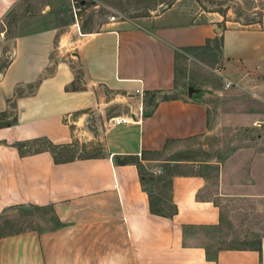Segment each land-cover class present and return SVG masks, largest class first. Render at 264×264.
Instances as JSON below:
<instances>
[{
  "label": "crops",
  "instance_id": "1",
  "mask_svg": "<svg viewBox=\"0 0 264 264\" xmlns=\"http://www.w3.org/2000/svg\"><path fill=\"white\" fill-rule=\"evenodd\" d=\"M23 1L0 0V22ZM71 7L72 0H49L40 13L18 18L10 38L0 30V41H11L0 112L17 119L0 129V217L22 207L51 213L48 229L0 235V264H264V234L260 251L222 250L214 260L200 245L183 246L186 229L220 225L218 198L264 209V134L237 142L220 162L191 163L197 171L217 166L214 180L173 175L172 218L150 213L138 173L140 164H184L155 157L172 141L209 133L206 104L165 95L178 90V59L216 40L222 84L255 95L242 122L264 121V78L248 72H264V31L192 23L172 9L82 30L66 17ZM123 101L137 102L140 113L134 122L115 118L121 123L102 156L55 163L46 150L24 151L37 139L70 144L64 118Z\"/></svg>",
  "mask_w": 264,
  "mask_h": 264
},
{
  "label": "rangeland",
  "instance_id": "2",
  "mask_svg": "<svg viewBox=\"0 0 264 264\" xmlns=\"http://www.w3.org/2000/svg\"><path fill=\"white\" fill-rule=\"evenodd\" d=\"M49 0H24L0 22V30L10 38L14 24L20 17L40 13ZM175 10L185 21L203 23L215 20L223 29H250L264 31V0H72V7L66 12L75 22L78 19L82 30L100 29L110 17L116 19H144L167 10ZM172 15V14H169ZM175 15V14H173ZM65 18H61L63 22ZM175 20H178L175 18ZM1 37V36H0ZM11 41H0V73L10 59ZM220 42L218 40L191 57L181 56L177 61L178 90L165 97L197 100L209 107L210 131L186 140L172 141L165 152L156 156L161 161H180L184 164H140L143 187L153 200L168 202V179L175 174H207L214 180L217 166H204L202 171L194 169L192 162H220L237 142L249 141L264 134V121L243 123L242 117L255 107V95L238 88L225 90L220 78L213 73L219 63ZM253 79L264 78V72L254 74ZM250 79L251 75L248 74ZM246 96H249L246 98ZM264 110V103H260ZM137 102H121L111 106L87 111L83 115L64 118L62 123L70 130V145L59 159L70 157H100L104 153L107 138L116 131L115 118L125 117L134 122ZM14 112L10 113L13 116ZM11 119V117H10ZM68 119L69 121H65ZM258 129V130H257ZM49 142H34L24 151L27 153L50 149ZM128 159H124L126 161ZM210 191V190H209ZM222 209V221L215 229L188 228L184 242L205 245L209 251L218 246L235 244L240 248L255 247L264 234V209L258 206L238 205L235 200L217 199ZM51 213L48 209L31 207L13 208L0 217V235L26 229L45 230L51 227Z\"/></svg>",
  "mask_w": 264,
  "mask_h": 264
},
{
  "label": "trees",
  "instance_id": "3",
  "mask_svg": "<svg viewBox=\"0 0 264 264\" xmlns=\"http://www.w3.org/2000/svg\"><path fill=\"white\" fill-rule=\"evenodd\" d=\"M11 117V119H10ZM17 119L15 116H10V114L6 111L0 112V129L1 128H7L10 127L12 125H14L16 123ZM47 141L49 142L47 139H37L35 140V142H41V141ZM51 148L50 149H45L46 151H48L52 157L55 163H67V162H71L74 161L76 159H88V158H94V157H82V158H76V157H70V158H66V159H59L56 155V151L57 150H64L63 152H59L58 154L60 156H62L65 153H67V149H70L72 147V145L70 144H65V145H55L52 144L51 142H49ZM138 173L140 176V180L143 186V179H142V175L140 173V168L138 167ZM172 177V176H171ZM171 177L168 179L167 181V188H168V202H161L160 200H153L152 195L150 192H146L148 193V198H149V211L151 214L153 215H157V216H161V217H166V218H172L175 214H176V206L174 205V203L171 200V196H170V189H171ZM221 223V222H220ZM219 226V225H218ZM216 227H190V228H208V229H215ZM195 244H189V243H185L183 240V246H192ZM205 251H206V257L210 260H214L216 254L219 251L222 250H256V251H260V245L257 244L255 247L252 248H240L238 246H236L235 244H230L227 246H218L214 251L210 252L208 247L205 245H200Z\"/></svg>",
  "mask_w": 264,
  "mask_h": 264
},
{
  "label": "built area",
  "instance_id": "4",
  "mask_svg": "<svg viewBox=\"0 0 264 264\" xmlns=\"http://www.w3.org/2000/svg\"><path fill=\"white\" fill-rule=\"evenodd\" d=\"M115 19L116 18L114 16H111L110 17V20L111 21H114ZM0 36H2V34H0ZM213 73L215 75H217L218 77H221L222 76V69H221V67L217 65L216 68L213 69ZM232 86H233V83L232 82L224 79V81H223V87H224V89H229ZM69 120L72 121L71 118ZM69 120L68 119H65V121H69Z\"/></svg>",
  "mask_w": 264,
  "mask_h": 264
},
{
  "label": "water",
  "instance_id": "5",
  "mask_svg": "<svg viewBox=\"0 0 264 264\" xmlns=\"http://www.w3.org/2000/svg\"><path fill=\"white\" fill-rule=\"evenodd\" d=\"M218 30H220V29H218Z\"/></svg>",
  "mask_w": 264,
  "mask_h": 264
}]
</instances>
